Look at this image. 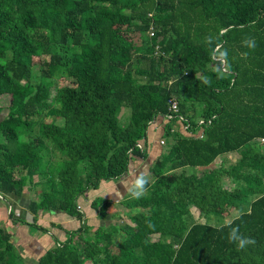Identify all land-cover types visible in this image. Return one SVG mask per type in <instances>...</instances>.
<instances>
[{
  "label": "trees",
  "instance_id": "obj_1",
  "mask_svg": "<svg viewBox=\"0 0 264 264\" xmlns=\"http://www.w3.org/2000/svg\"><path fill=\"white\" fill-rule=\"evenodd\" d=\"M131 31L140 35L134 46ZM209 36L228 53L231 73L222 79ZM246 37L255 49L242 45ZM136 56L148 63L145 83L133 77ZM57 77L63 86L53 85ZM169 98L203 138L181 126L173 134L175 121H162ZM123 104L132 129L120 130L113 117ZM198 104L199 119L211 120L206 127L192 117ZM5 110L0 194L31 189L35 217L63 213L81 221L77 198L145 161L151 121L160 127L163 150L147 169L156 181L143 197L122 200L130 225L110 221L91 231L82 221L35 264H264V152L253 145H264V0H0V115ZM42 117L63 124L47 130ZM234 152L235 165L205 176ZM223 175L233 187L221 185ZM111 205L94 199L90 206L104 220ZM189 206L206 219L236 215L220 227L192 223ZM236 226L255 244L230 243ZM9 238L0 226V264H24Z\"/></svg>",
  "mask_w": 264,
  "mask_h": 264
},
{
  "label": "crops",
  "instance_id": "obj_2",
  "mask_svg": "<svg viewBox=\"0 0 264 264\" xmlns=\"http://www.w3.org/2000/svg\"><path fill=\"white\" fill-rule=\"evenodd\" d=\"M155 127L150 128L147 138L149 155L154 160L163 150L158 144L160 127L158 124ZM140 162L133 161L128 172L116 182H102L97 190L81 195L77 200L81 221L63 213H38L36 217L33 216L28 211V204L35 198V194L29 188L20 197L8 196L0 200V226L10 235L9 241L24 259V264H35L38 257L53 247L54 241L63 240L66 232L77 230L82 221L87 222V225H94L97 220L95 211L91 209V202L94 199L110 201L112 204L118 202L119 199L113 195L118 193L119 197L123 196L120 188L129 187L131 181L139 175L141 168H137ZM91 194L93 195L89 198Z\"/></svg>",
  "mask_w": 264,
  "mask_h": 264
},
{
  "label": "rangeland",
  "instance_id": "obj_3",
  "mask_svg": "<svg viewBox=\"0 0 264 264\" xmlns=\"http://www.w3.org/2000/svg\"><path fill=\"white\" fill-rule=\"evenodd\" d=\"M129 35H130V38H132V42H133V46L136 44L137 42V39L139 41V37L140 35L138 34H134L132 31L129 32ZM138 56L134 57L133 58V66L137 69L136 73L133 74V77L135 79H137L138 81H141L143 83H145L147 81V77H148V63L143 61V60H140L137 58ZM137 58V59H136ZM57 78H55L54 80H52L53 82V85L55 86H63L64 83H61V81ZM161 81L165 84L167 83V81H165L164 79H161ZM22 83H25V81H23ZM20 98L19 97H16L15 100H19ZM200 108L201 106L198 104L195 106L194 108V113L192 114V117L195 118L194 120H198L200 115H201V112H200ZM7 111H3L0 115V120L3 119V117L6 115ZM113 117L117 123V126L120 130H125V129H132L134 127V121H133V116H132V111L129 107L125 106L124 104L123 105H118V106H115L114 109H113ZM40 118H34V121H38ZM41 124L45 127V129H50V127L52 125H62L63 124V120L60 119V118H50V117H42L41 119ZM174 126V133L173 134H178L176 131H177V128L178 126L177 125H173ZM167 142H169L168 144H172L173 143V139H168ZM166 142V143H167ZM256 142V141H255ZM264 144V143H263ZM21 146L25 147L26 144H21ZM253 145H255L257 147V149L261 152H264V145L262 144H259L258 142L254 143L253 142ZM165 146V145H163ZM158 157V156H157ZM149 159V160H148ZM238 159H239V153L238 152H234V153H227V154H224V155H221L219 158H217L214 163L210 166V168H206L204 169V174L206 177H208L209 175H212L213 172L211 169H213L214 167L216 168H219V167H222V168H229L230 166L232 165H235L237 162H238ZM154 161V157H149L147 156L146 160L144 161H141L138 168H141V172L140 173H144L148 176L149 178V183H154L156 181V178H154L151 174L147 173V169L149 170L152 162ZM139 173V174H140ZM123 177V176H122ZM119 180V179H117ZM110 181H115L116 180H110ZM108 181V182H110ZM132 182V181H131ZM220 183L223 187H226V188H231L233 187V182L231 180V178H229L227 175H223L221 176V180H220ZM122 184H124V181L122 182ZM131 186V184H129V187ZM129 187H122V189L120 188L121 190V194L123 195L122 197H119V194L116 193L115 196L116 198H118V202H115L111 205L110 208H108L107 210V214L109 215L110 218H105L104 220H99L98 218V209L95 211V214H96V220L94 222V225H88V226H92V230H95V228H97V226H101V225H107L110 221H112V223L114 222H117L119 223L120 225H123V224H128L130 225V221L128 220V218H126V215L128 213V210L124 207V205L122 204V200L125 199L126 197H128L127 193H129L128 191V188ZM91 191V190H89ZM93 194H91L89 196V198H91ZM36 197V196H35ZM78 200V198H77ZM102 199H100V202H101ZM102 201H106V200H102ZM78 203V202H77ZM140 211H142V209H140ZM188 212H189V215H190V221L192 223H209L215 227H220L224 224H227L229 223L232 218L236 215L235 212L231 213V214H228V215H220V214H215V215H211L209 216V218H205L199 210L195 209L194 207L192 206H189L188 207ZM85 225L87 224V222H84ZM131 232H134V230H131ZM146 235H148V238L150 240H156L157 239V235L156 234H149V233H145ZM138 234H136L137 236ZM58 242L60 241H54L53 243L54 244H57ZM86 264H89V262L87 261Z\"/></svg>",
  "mask_w": 264,
  "mask_h": 264
},
{
  "label": "clouds",
  "instance_id": "obj_4",
  "mask_svg": "<svg viewBox=\"0 0 264 264\" xmlns=\"http://www.w3.org/2000/svg\"><path fill=\"white\" fill-rule=\"evenodd\" d=\"M205 43L212 45L215 43V47L211 53V60L216 62V66L213 68V71L217 74L218 78H224L226 74L231 73V63L228 59V53L226 49H223L222 44L218 41H214V38L209 36L205 38ZM244 47L249 49H255L256 41L254 38L246 37L242 42ZM248 53L245 52L242 54L243 57H247ZM202 83L210 85L211 81L207 75L202 76ZM149 183V178L146 174L140 173L135 179L131 182V186L128 188L129 193L133 198L139 199L143 197L147 191V185ZM79 209V208H78ZM228 241L230 243L237 244L238 248L244 249L249 245H254L255 240L249 237L244 236L239 227H232L231 231L228 234Z\"/></svg>",
  "mask_w": 264,
  "mask_h": 264
},
{
  "label": "built area",
  "instance_id": "obj_5",
  "mask_svg": "<svg viewBox=\"0 0 264 264\" xmlns=\"http://www.w3.org/2000/svg\"><path fill=\"white\" fill-rule=\"evenodd\" d=\"M150 35H152V33H150ZM157 120H152L151 121L152 127L156 126V124L158 123ZM172 120L175 121V125H177L179 127L181 126L182 130L184 132H186L189 136H192L194 138H199V139L203 138V134L202 133H200L198 135L197 133L191 132V130H190L191 127H190L189 121L183 115H181L179 113V107H178L177 101L174 98H169L167 100V113L164 116H162V121L163 122H169V121H172ZM210 123H211L210 119H208V120L199 119L197 121V127H206V126L210 125ZM155 128H158V127H155ZM172 128L174 129V126ZM260 142L264 143V139H261ZM160 143L163 144V141H160ZM145 145L146 144L144 142L139 141V142L136 143L135 146H136L137 149H139L140 151L143 152L145 150V148H146ZM130 151H132V149H130ZM3 196L4 195L0 194V200L3 199Z\"/></svg>",
  "mask_w": 264,
  "mask_h": 264
}]
</instances>
